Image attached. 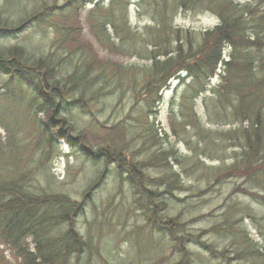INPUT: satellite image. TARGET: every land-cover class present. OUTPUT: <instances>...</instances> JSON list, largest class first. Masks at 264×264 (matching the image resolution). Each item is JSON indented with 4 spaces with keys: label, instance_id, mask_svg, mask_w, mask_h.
Returning <instances> with one entry per match:
<instances>
[{
    "label": "trees",
    "instance_id": "obj_1",
    "mask_svg": "<svg viewBox=\"0 0 264 264\" xmlns=\"http://www.w3.org/2000/svg\"><path fill=\"white\" fill-rule=\"evenodd\" d=\"M133 1L109 0L107 4L106 0H66L59 8L57 0H43L32 5L29 13H18L17 21L0 13V40L23 33L30 23L46 24L55 15H63L67 22L54 27L57 50H65L61 55L54 52L55 47L41 54L39 47L0 44V130L5 133L0 136V264H81L87 254L107 257V250H92L91 240L77 227L84 203L92 199L106 172L113 169L116 181L128 183L136 201L143 202L147 219L158 218V212L151 208L152 200L186 189L182 174L171 171L180 156L174 149L171 153L160 148L148 161L135 163L125 152H130L131 145H138L137 149L151 153L169 136L181 139L195 134L198 142L194 152L199 155L191 160L195 170H206L211 180L236 174L245 185L261 188L263 192L243 191L246 197L264 205V0ZM86 7H91L88 22L102 47L145 64L102 63L95 58L80 40L78 16ZM131 7H135L143 26H132ZM181 13L207 14L217 24L204 31L180 28L175 20ZM74 56L78 59L68 69L65 65L71 64ZM174 80L179 81L176 94L180 107L175 97L169 135L164 128L160 131L150 124L151 113L142 112L144 124L129 128L113 124L105 128L109 135L92 144L71 118L75 106L84 109L90 103L99 105L108 95L130 91L136 104L138 98L143 99L142 111L153 113ZM214 80L217 85L212 87ZM199 104L204 116L199 115ZM27 124L39 133L38 140L34 138L29 147L22 141L15 143L16 133ZM208 126L230 130L213 132ZM55 137L87 161L104 167L80 199L51 190L54 179L48 169L36 171L24 165L32 145L29 156L37 149L33 156L39 153L43 165L41 154H48ZM202 156L232 163L209 172ZM149 161L163 168L160 191L147 189L148 181L152 183L144 172L150 168ZM231 210H226L223 225L214 228L223 227L235 236L233 254L238 261L264 264V247L246 231L237 230L242 215L252 218L251 209L241 208L239 217ZM161 219L164 227H155L170 235L175 244V237L184 228L178 229L180 224L175 218ZM174 247L181 252L174 264H196L189 251Z\"/></svg>",
    "mask_w": 264,
    "mask_h": 264
},
{
    "label": "rangeland",
    "instance_id": "obj_2",
    "mask_svg": "<svg viewBox=\"0 0 264 264\" xmlns=\"http://www.w3.org/2000/svg\"><path fill=\"white\" fill-rule=\"evenodd\" d=\"M38 1L40 4L43 3V0H0V13H5V17L11 21H17L18 13H29L32 10V5ZM106 3L108 4L109 0H106ZM65 4L66 0H57L56 6L60 8ZM90 9L91 7H86L81 10L78 16V26L80 40L91 49L92 55L102 63L143 66L145 63L138 59L122 54H112L109 49L101 46L91 32L88 22ZM129 18L132 26L145 24L138 21L135 7L129 9ZM65 22L63 15H55L49 18L46 24L30 23L23 33L2 39L0 44L5 46L21 45L34 49L39 47L42 51L41 54L49 53L55 47L54 52L56 53L58 51L56 43L58 34L54 27L55 24L58 26ZM216 24L217 20L207 14L181 13L175 20L176 26L190 31H204L213 28ZM64 53V49L58 51L59 55ZM41 54L37 53L38 56ZM77 59L78 57L74 56L72 63L65 66L69 67L68 69L72 68V64ZM216 80L213 81L212 87L217 85ZM178 86L179 81H172L162 94L163 100L159 109H155L153 113L148 110L142 111L143 105H145L142 102L143 99L138 98L139 103L136 104L137 99L133 95V91H130L129 93L117 92L108 95L99 105L90 103L84 109L75 106L71 118L78 122V130L85 134L92 144L98 142L100 138L106 137L107 134L109 135V131L105 128L113 124L120 123L128 128L144 124L146 120L142 112L151 113L148 117L150 124H155V127L160 131L164 128L169 135L172 129L170 109L172 103H175ZM179 99L177 97L175 104L180 107ZM197 110L200 116H204L200 104ZM40 118L42 119V116ZM208 129L213 132H228L230 130L226 126H208ZM4 135L5 133L0 130V136ZM170 137L168 140L162 141L160 146L152 148L151 153L137 149L138 145H131L130 152L126 150L125 155L132 160L131 162L139 163L151 159V155L160 148L171 153L174 149L182 159L180 157L176 159L171 171H178L182 174L181 179L184 182L185 191H177L172 195L162 194L158 199L152 200L151 208L158 212L156 213L158 218L149 221L144 214L143 202L136 201L137 196L134 189L128 183L116 181L115 173L110 168L111 171L106 172L108 174L106 179L91 195L92 199L84 203V210L76 222L81 233L87 237L88 241L91 240L92 250H107L108 256L102 259L97 254L93 256L87 254L81 264H94L96 261L98 264H104V262H108L107 264H157L160 261H163L162 264H174L180 258L178 253H181L178 252L179 250H175L174 245L180 247L181 250L189 251L191 258L196 259V264H244L245 261L241 263L233 254L235 236L227 233V229L224 230L223 227L214 228L223 225V217L226 210H231L229 209L231 206H234L231 213L236 215L243 207L251 209L252 216L250 217L252 218L242 215L237 230L239 232L246 231L253 241L264 247V205L246 197L243 191L255 189L256 192H263L261 188L253 187V184L245 185L243 180H239V177L236 178V174L230 176L233 178L223 176L212 177V180L207 179L206 170L197 171L192 166L195 156H199L194 152L198 142L196 135L180 136L181 139ZM34 138L38 140L39 133H36V129L27 124L16 133L15 143L22 141L29 147ZM189 139L191 142L188 143ZM53 140V147L48 151V154L45 153V157L43 153L41 154L43 165H40L39 153L33 156L38 152L37 149L29 156L33 145L30 147L24 165L36 169V171L48 169L54 179V186L51 187V190L68 193L72 197L80 199L87 186L96 178L98 172L104 170V167L87 161L78 151L67 146L64 141L56 137ZM228 154L232 155V149L228 150ZM202 158L205 160L206 163L203 164L209 172L224 166L228 167L232 163L229 160L224 162L216 159L210 160L206 156H202ZM147 164L150 168L145 169V176L149 177L152 182L148 181L147 189L150 192L160 191L159 180L162 178L163 168L156 167L152 161ZM19 166L21 167V165ZM229 174L233 173L229 172ZM215 180L217 183L213 184ZM45 186L49 188L50 184L46 183ZM169 190L173 191L174 188H169ZM180 214H182V221L178 219ZM163 217L164 220L177 219L180 224L178 229L184 228L175 237V244L170 235L160 232L163 226V222L161 223L160 220ZM224 250H227V253L223 254Z\"/></svg>",
    "mask_w": 264,
    "mask_h": 264
}]
</instances>
